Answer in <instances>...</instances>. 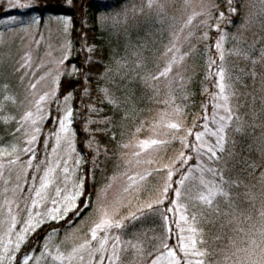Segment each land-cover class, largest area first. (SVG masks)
I'll return each mask as SVG.
<instances>
[{"label":"snow or ice","instance_id":"obj_1","mask_svg":"<svg viewBox=\"0 0 264 264\" xmlns=\"http://www.w3.org/2000/svg\"><path fill=\"white\" fill-rule=\"evenodd\" d=\"M188 3L189 0H185V4ZM259 4V13L264 14V0H259ZM147 7L149 9L156 7L162 12L165 5L159 3V0H147ZM228 12L233 15L237 12L232 0H228ZM211 15L210 9L193 12L179 31L171 34L169 44L162 53L165 58L162 70L141 78L148 86H152L150 82L161 78L167 79L174 71L183 82L184 77L177 70L185 64L186 58L194 51V46L188 51H182L181 34L199 16L208 17L200 23L206 28L209 27ZM224 18L225 13L221 12L215 25L218 32H220V21ZM57 19L63 24L67 33L70 28V18ZM192 35L193 33L189 31L183 36V40L188 42ZM226 38L227 34L221 32L214 45L219 63L217 59L211 57L207 61L208 76L215 78V87L218 89L217 92L210 94L213 101L211 123L215 127L209 126V118L206 114L202 117L204 120L202 131H194L199 127L195 119L192 126L187 127L183 119V109L179 106H176L172 112L165 110L159 113L158 118H154L150 126L153 135L139 139L134 134L128 143L121 145L124 149H135L130 154L132 158L125 159L126 167L144 165L147 167L142 172L136 171L134 174H129L128 171L121 173L120 175L126 178V183L120 193L111 200L108 199V193L118 179L117 176L110 178L109 182L97 191L96 219L87 233L81 236L78 234L79 230L68 231L57 243L55 242L57 230L53 229L44 238L43 251L39 256H33L29 254L28 248L31 247L30 238L38 229L48 221L63 220L69 213L79 215L81 209L78 201L84 203L85 208L88 207L87 203L80 201V197L85 193V178L76 176L82 158L76 150L75 132L71 128L73 109L69 102L72 99V92L64 96L63 107L57 102V112L60 114L52 118V122L58 124V127L49 134L55 141L51 153L34 163L37 161L35 144L41 133V125L50 118L46 106L57 98L60 76L65 74L59 70L55 74L50 73L53 84L51 90L34 99L32 102L34 111L32 109L25 111L17 121L16 131H23L26 138L24 147L12 145L10 151L7 148H0V181L4 184L0 191V264H31L33 260L36 264H41L42 260L44 264H104L105 261L107 264H264V172L260 176L259 196L248 193L257 217L253 222L252 214L245 215L233 206L231 193L225 187L229 181L225 179L223 170L208 163V161L215 163L222 158V154L226 151L232 122L239 120L231 104L235 93L225 67V53L228 51L230 55H244L245 59L249 58L242 49L226 50ZM200 39L207 41L208 31H204ZM233 39L236 40L237 37L233 36ZM88 51L92 52L93 49L88 48ZM70 54L71 42H67L65 52L57 63L63 65ZM261 55L264 57V52ZM28 60L30 57L25 63ZM252 62L256 63L255 60ZM139 66L138 62L137 67ZM213 68H215L214 73ZM80 71L73 65L67 75L72 76ZM30 87L35 90L36 84H31ZM101 91L105 93V98L110 104H115V101L109 97L107 89ZM84 92L87 94V87L84 88ZM5 100L15 102L13 98L7 96ZM164 103L167 104L168 101ZM89 111L95 112L97 109L89 105ZM10 119L14 117H6L5 123ZM93 122L109 121H89V123ZM143 123L141 122V127L136 129V133L141 132ZM85 131H88L87 126ZM235 132L241 133L242 128L237 126ZM191 136L195 137L194 141L189 140ZM207 137H213L214 142ZM93 142L89 140L87 146L91 148ZM174 142H178L180 148L173 156L165 159L168 146ZM44 143L47 147L48 139H45ZM95 150L98 152V144ZM258 151L264 155V133L260 137ZM20 152L28 155L29 158L21 162L18 154ZM189 152L195 153V157L189 155ZM123 155L128 157L129 153ZM205 156L208 158L207 161L204 160ZM5 159L7 163L4 162ZM193 159L196 161L195 167L189 164ZM18 163L20 167L15 170L16 182L9 187L14 171L12 166ZM6 168L9 172L8 178H5ZM30 168H34L35 172L29 173ZM153 173L163 175L161 181L149 190L147 184ZM177 175L179 178L174 179ZM29 176L33 183L25 188ZM36 181L39 183L37 184ZM61 183L63 187L60 186ZM146 190L149 191V195L147 199L141 200V194ZM219 198H223L228 203V209L221 210ZM257 198H259V208L255 205ZM165 201L168 202L167 206ZM49 203L51 207H48ZM124 209H127V214L121 215ZM169 213L172 214L171 217ZM206 214L217 218L223 217L221 229L228 227L233 233L227 236V243L219 249L220 259L216 261L208 259L211 253L203 247L204 230L199 224L200 219ZM149 215H159L158 232L149 229L135 233L134 238L127 240L121 235L112 234V230H123L128 222L142 221ZM245 223L248 224L247 228L242 226ZM173 224L175 229L172 227ZM174 231L175 244L171 243ZM149 232L152 234L149 235ZM216 239L221 240L222 237L217 236ZM25 245L27 247H23ZM18 253L20 255H17ZM129 253L132 256L131 260L127 259Z\"/></svg>","mask_w":264,"mask_h":264},{"label":"trees","instance_id":"obj_2","mask_svg":"<svg viewBox=\"0 0 264 264\" xmlns=\"http://www.w3.org/2000/svg\"><path fill=\"white\" fill-rule=\"evenodd\" d=\"M133 1L16 0L13 6H10L6 0H0V21L5 18L25 19L32 16L41 19L70 18V36L76 54L67 65L74 63L81 70L76 76L61 78L56 101H63L69 92L73 94V125L76 129L78 150L86 160L85 193L80 201L87 203L88 207L85 208L84 203L79 202L81 209L79 215L71 213L65 221L43 227L30 238L31 246L39 245L42 238L53 229L63 230L70 219V222L76 224L91 211L97 191L103 188L111 177L125 170L123 154L127 149L121 145L128 143L134 134L139 139L145 138L146 131H151L150 126L154 118H157L158 112L164 109L162 98L164 88L162 85H156V82L162 84V81L150 82L152 86H148L141 79L148 74L158 73L161 67V63L158 62L157 66L154 61L163 53L168 27H165L167 29L164 37H159L154 33L158 29V24L151 18L162 14L143 13L126 18L119 25L108 24V18L126 10ZM180 4L179 0H171L167 13L172 16L171 20L176 18ZM232 4L237 10L235 15L228 12V0H215L209 27L206 28L200 23L208 17L200 18L193 26L191 25L189 31L193 35L188 42L183 41L182 51H188L192 46L194 51L186 58L182 67L183 82L180 81L173 96L177 105L183 109L185 125L191 127L195 119L199 127L194 131H199L204 123L202 117L205 114L209 119L212 117L213 101L210 94L218 91L215 87V78L208 76L207 67L210 57L217 59L219 63L214 47L216 39L221 32L226 33V50L242 49L247 53L248 59H245L244 55H230L228 51L225 53V67L235 93L231 104L239 120L232 122L222 158L215 163L210 161L209 164L223 170L225 179L229 181L225 187L231 193L233 206L245 215L252 214L255 222L257 217L248 193L259 196L260 176L264 172V155L258 151L260 137L264 133V57L261 55L264 52V14L259 13V0H232ZM221 12L225 13V18L220 21L218 32L215 25ZM204 31H208L209 34L207 41L200 39ZM233 36L237 39L234 40ZM88 48H92L93 51L89 52ZM136 58H140L142 62L141 71L137 73L133 70ZM253 60L256 61L255 64ZM212 71L214 73L215 68ZM85 87L88 89L87 94L84 92ZM101 89L108 90V95L115 104L108 102ZM89 105L95 107L97 111L90 112ZM56 113L52 103L50 118L36 147L39 155L43 151L46 133L50 132V123L52 118L56 117ZM198 117L200 119H197ZM90 120L109 122L89 123ZM141 122H144L142 130L136 133V129L141 127ZM86 126L88 131H85ZM237 126L242 128L241 133L235 132ZM89 140L94 141L91 148L87 146ZM189 140H192V136ZM97 144L98 152L95 150ZM179 148L177 143L168 146L165 159L173 156ZM188 154L195 157L194 153ZM192 162L190 165L195 166V159ZM159 180L158 174L153 173L147 189L158 184ZM218 202L222 211L228 209L229 205L223 198H219ZM255 205L259 208V198L256 199ZM74 216L76 218H72ZM223 222V217L217 218L207 214L200 219L199 226L204 230L203 247L211 253L208 257L210 261L220 259L219 249L227 243V236L233 234L228 227L221 229L220 225ZM155 225H157L155 220L145 218L135 229L136 231L141 227L151 229ZM242 226L247 228L248 224ZM172 227L175 229L173 225ZM174 233L175 231L173 235ZM173 235L171 243L174 244ZM217 236L222 239L217 240Z\"/></svg>","mask_w":264,"mask_h":264},{"label":"rangeland","instance_id":"obj_3","mask_svg":"<svg viewBox=\"0 0 264 264\" xmlns=\"http://www.w3.org/2000/svg\"><path fill=\"white\" fill-rule=\"evenodd\" d=\"M10 6H13L14 1L16 0H6ZM180 1V7L177 13L176 18L174 17L172 20L171 15H167L168 8L171 5V0H159V3L164 4L165 8L161 12L158 8L153 7L149 9L147 7V0H134L126 10L123 12H120L119 14H116L115 16H112L109 19V25L115 26L121 24L126 18H130L131 16H136L143 13H149V14H162L160 16L152 17L157 24L158 29L154 33H157L159 37H164L165 34V27H168L167 32V38L164 43V46L162 48V51L164 52L165 46L169 44V41L171 39V34L173 32H178L179 29L184 25L187 17L191 15L193 12H200L205 9L213 10L215 6V0H189V3L186 5L185 0H179ZM163 16V17H162ZM207 17V16H199L194 21L192 26L198 22L200 18ZM59 17H45L43 19L38 17H27L25 19L23 18H5L0 21V148H7L9 151L11 150L12 145H17L19 148L24 147V141L25 136L23 134V131L17 132L16 128L18 127L17 121H19L20 117L24 114L25 111L32 109L33 104L32 102L34 99H37L39 95H42L44 92L50 91L53 87L52 84V75L57 72V70L64 72V75L60 76V80L62 77L67 76L68 72L71 71L72 66L75 65L74 63H69L67 65V62L71 61L76 54V49L72 43L71 36H70V28L67 33H65L63 24L58 21ZM183 19V20H182ZM180 22V23H179ZM179 23V24H177ZM177 24V25H176ZM191 27V26H190ZM189 28H185L184 32L181 34V41L180 44L183 46V36H186L188 34ZM67 42H71V54L67 60L64 61L63 65H59L57 61L62 57V55L65 52V45ZM163 45V44H162ZM161 45V47H162ZM183 50V48H182ZM155 51V49H154ZM30 57V60H28L27 63L25 61L27 58ZM140 64L139 67H137V64ZM155 63L158 62L161 63V67L159 68V71L162 70L165 58L162 56V54L156 59ZM22 65H24L22 67ZM76 66V65H75ZM183 67V66H182ZM182 67L178 69L182 74ZM77 68V67H76ZM142 68V62L140 58H136L134 64H133V70L137 73L138 71H141ZM78 74V73H77ZM72 75V76H76ZM41 77H44V79H41ZM162 81V84L156 82V85L160 86L162 85L164 90L162 93V98L165 101H168L167 104L164 103V109L161 110L159 113L167 110L169 112H172V110L178 106L177 103L174 100V90L178 89V84H180V77L176 75V72L174 71L173 74L169 75L167 79L161 78L159 80ZM36 84L35 90H33L30 85ZM11 97L14 99V103L12 100H5V97ZM72 101L69 102L72 109ZM54 103V108L57 112V106L58 103L56 99L52 100L47 106L46 110L50 117V105ZM60 107H63V101L59 102ZM59 115L60 113H56ZM221 114H223L221 112ZM56 115V116H57ZM6 117H14V119L8 120L7 123H5ZM55 117V116H54ZM53 117V118H54ZM158 118V115H157ZM212 118V117H211ZM49 120V119H48ZM48 120H45L43 124L41 125V133L40 136L44 133V127ZM73 123H74V111H73ZM71 125V128L75 132V144H76V150L79 153L80 157L82 158V162L77 170L76 176L80 177L83 176L86 181V171H85V165L86 160L84 155L78 150L77 145V134L76 129L74 125ZM209 126L215 127L211 123V119H209ZM58 127V124H54L53 122L50 123V132L54 131ZM203 128H201L199 131H202ZM50 132L46 133V139H48V145L45 146L41 154L39 155L37 153V161H34V163L38 162L40 159H44L45 155L48 153H51V148L54 145V137H51L49 134ZM153 135V133L149 130L146 131V137ZM39 138L35 144V148L37 147ZM161 138H164L161 136ZM211 142H214L213 137H207ZM144 139V138H143ZM195 140V137L192 136V141ZM179 145L178 142H174ZM173 143V144H174ZM172 144V146H173ZM180 146V145H179ZM176 147V146H174ZM173 147V148H174ZM135 149H127V153H129L128 157H124L125 159L132 158L131 152ZM37 152V151H36ZM20 155L21 162L26 161L29 156L25 155L24 153L20 152L18 153ZM195 155V153H194ZM204 160L207 161V156L204 157ZM5 163H7V159L4 160ZM210 161H208L209 163ZM193 163L192 161L189 162V164ZM125 165V164H124ZM20 167V163L17 165L12 166L14 171L11 175V182L9 184V187L15 184V170ZM147 166H141V167H132L128 168L125 166V171H128L129 174H134L136 171H143L144 168ZM195 167V166H193ZM29 173H34L35 169L30 168L28 169ZM123 172H118L114 176H117L118 179L114 182L113 188L108 193V199L111 200L115 195L120 193V190L122 186L126 183V178L121 176L120 174ZM42 174V173H39ZM162 174H158L159 182L161 181ZM9 177L8 169H5V178ZM112 178V177H111ZM179 176H174V179H178ZM23 182V181H22ZM109 182V181H108ZM158 182V183H159ZM33 181L31 180V176L27 178V184L25 185V188H27L28 185H31ZM38 184L39 181H36ZM63 187V184L60 185ZM4 187L3 181H0V191H2ZM152 187L149 188V190ZM52 194L54 195V189L52 190ZM149 195V191H146V194L144 195V192L141 194V200L147 199ZM174 196V194H173ZM83 197V195L80 197V199ZM97 203V194L93 201V206L91 207V211L86 214L84 217L80 218L76 224L75 222H70L63 227L64 229L61 231H57L56 234V241L59 242L60 239H62L66 232L68 231H75L79 230V235H84L88 232L89 228L92 226L93 221L96 219L95 215V206ZM135 203V201H134ZM79 205V201H78ZM165 206H167V203L165 201ZM21 207H23V202H21ZM48 207H51V204H48ZM71 213H69L70 215ZM127 209H124L121 212V215H126ZM65 217L63 220L59 221H48L46 224H44L40 229H42L45 226L51 225V224H58L62 221H65L68 217ZM169 216L171 217L172 214L169 213ZM76 218V216L72 217ZM153 219L157 222V225L154 226V228L157 232L159 231V225H160V218L159 215H149L147 219ZM140 221L137 222H128L127 227L123 230H112V234L114 235H121L123 239H131L134 238V234L138 232H144L148 231L149 229H143L142 227L140 230L138 229L136 231L135 227L138 225ZM175 227V225L173 224ZM38 229L37 231H39ZM152 233L149 232V235ZM44 238L40 241L39 245H32L30 248H28L29 254L33 256H39L40 253L43 251V243ZM174 244L176 243V232L173 235ZM27 247V245L23 246ZM17 255H20L19 253ZM22 259V257H21ZM128 260L132 259L131 253L128 254L127 257ZM31 264H36L35 260L31 262ZM41 264H44V261H41ZM104 264H107V261L104 262Z\"/></svg>","mask_w":264,"mask_h":264}]
</instances>
